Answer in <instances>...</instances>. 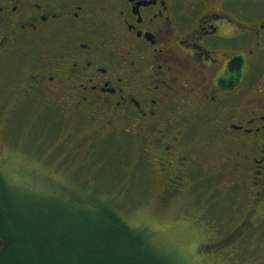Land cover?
I'll list each match as a JSON object with an SVG mask.
<instances>
[{"label":"flooded vegetation","instance_id":"obj_1","mask_svg":"<svg viewBox=\"0 0 264 264\" xmlns=\"http://www.w3.org/2000/svg\"><path fill=\"white\" fill-rule=\"evenodd\" d=\"M34 107L74 119L70 157L131 134L164 206L247 183L240 229L264 206V0H0L3 129Z\"/></svg>","mask_w":264,"mask_h":264},{"label":"rangeland","instance_id":"obj_2","mask_svg":"<svg viewBox=\"0 0 264 264\" xmlns=\"http://www.w3.org/2000/svg\"><path fill=\"white\" fill-rule=\"evenodd\" d=\"M57 36L49 33L47 44ZM43 109L32 108V118L10 131L3 129L7 120L0 117V203L14 200L18 211L26 210L25 223L39 226L50 215V223L55 220L56 225L58 217L66 222L69 214L63 213L61 200L75 210L80 209L78 203L87 207L100 199L130 225L151 231L158 247L178 264H264V206L248 217L250 224L232 230L246 216L247 183L229 187L224 179L209 180L195 189L190 202L164 206L155 192L144 190L151 183L138 174L140 163L131 134L95 148L85 142L79 147L82 156L70 157L73 143L66 135L74 130V119L61 118L57 125L49 117L35 121ZM53 142L65 143L56 146L62 148L58 150Z\"/></svg>","mask_w":264,"mask_h":264},{"label":"trees","instance_id":"obj_3","mask_svg":"<svg viewBox=\"0 0 264 264\" xmlns=\"http://www.w3.org/2000/svg\"><path fill=\"white\" fill-rule=\"evenodd\" d=\"M3 187L8 190L5 181ZM60 203L69 214L66 222L58 217L56 225L50 223V215L39 226L25 223L26 210L18 211L11 198L0 203V264H178L158 247L151 231L130 225L107 201L78 203L75 210Z\"/></svg>","mask_w":264,"mask_h":264}]
</instances>
